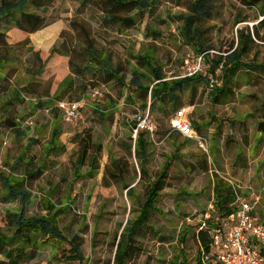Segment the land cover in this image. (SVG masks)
I'll return each mask as SVG.
<instances>
[{"label":"rangeland","instance_id":"1","mask_svg":"<svg viewBox=\"0 0 264 264\" xmlns=\"http://www.w3.org/2000/svg\"><path fill=\"white\" fill-rule=\"evenodd\" d=\"M209 1L213 6L211 17L198 26L207 46L218 51L224 43L236 39V28L240 25L235 24V17L240 2ZM37 2L41 9L31 6L27 12L37 11L46 20L47 25L38 32L25 34L0 22L3 41L0 42V171L8 172L14 161L24 158L16 170V179H21L24 171L28 174L26 186L32 199L24 208L27 216L53 218L64 234L78 236L86 264H113L115 238L126 222L137 216L148 183L139 180L136 160L125 150L133 136L130 123L148 117L155 127L150 136L149 177L169 163V178L156 203L157 211L135 238L140 252L126 264H199L200 244L193 236L196 220L188 224L185 219L197 218L213 204L215 175L231 181L240 198L258 197L256 216L264 223V147L258 148L253 143L246 155L247 166L234 176L230 170V151L221 148L219 123L212 121L226 117L247 122L253 139H258L255 108L264 103V86L252 87L243 77L244 85L237 92L235 103L202 105L192 112L181 109L190 123L194 121L201 127L203 147L178 135L167 136L170 120L164 121L148 108H141V92L155 84L151 70L161 67L166 80L171 81L200 57L180 40V16L189 13L192 0H162L153 14H144L135 27L126 30L102 22L108 14L120 17L133 14L126 8L108 10L107 0H88L86 4L83 0ZM83 31L88 33L93 47L104 54L110 67L119 70L121 84L106 81L104 74L89 68L98 65L85 56ZM53 48L56 49L52 51ZM4 57H9L8 61ZM136 57L147 58L150 64H137ZM262 61L264 53L257 59ZM42 65L41 73L35 76ZM204 71L201 75L207 77ZM220 76L217 73L212 83L220 85ZM134 80H138V87L132 84ZM50 100L54 103L49 108H37L39 102L49 104ZM58 101L79 102L82 106L79 119L65 122L56 108ZM6 120L17 126L10 128ZM56 129L60 134L53 144L60 149L49 150ZM88 137L102 148L99 168L92 175L86 167L75 166L79 141ZM110 157L121 158L135 169L137 179L132 186L135 199H128L124 189L111 179L109 185H104ZM204 160L207 171L198 164ZM20 210L17 202L0 201V227L4 226L5 211ZM186 233V242L181 244L180 239ZM68 249L62 245L54 256V249L47 247L34 260L18 264H78L64 260ZM200 260L201 264H207L202 257ZM0 264L13 263L0 256Z\"/></svg>","mask_w":264,"mask_h":264},{"label":"trees","instance_id":"2","mask_svg":"<svg viewBox=\"0 0 264 264\" xmlns=\"http://www.w3.org/2000/svg\"><path fill=\"white\" fill-rule=\"evenodd\" d=\"M162 0H107L110 11L115 8H126L129 12H133L128 17H120L108 14L102 19L105 25H116L118 29L126 30L136 26L139 19L144 14H153ZM88 0H83L86 4ZM241 5L248 9H256L259 12L260 21L256 26L250 28L244 25L242 28H236V39H232L228 43H224L218 51H214L207 46L201 27L198 26L201 22H206L210 19L213 6L209 0H192L187 15L180 16L182 27L180 28V40L184 45L191 48L197 56H202L203 71L206 70L207 77H203L197 73L191 77L176 78L167 81L164 77L161 67H156L151 70L153 77V87L145 88L141 92V108L149 109L153 113L160 115L166 121L171 120L177 112L181 111L184 106L185 97L190 93L187 101L192 102L198 97V86L204 87L201 97L204 98L213 96H223L232 98L234 95V82L239 72L264 71V64H256L254 62L244 61L253 49L256 41L264 39L260 36V31L264 29V0H240ZM41 9V4L37 0H0V22L12 25L20 32L25 34L36 33L45 28L46 20L39 13H28L27 7ZM260 7V8H259ZM45 11V9H44ZM39 12V11H38ZM235 17V24L247 23V17ZM62 34V33H61ZM60 34V35H61ZM86 40V48L84 49L85 56L91 62H95L98 66L89 67L90 69L104 74L108 80L118 81L121 84L118 69L110 67L101 51H97L93 47L92 41L86 31H83ZM2 35H0V42ZM4 44V43H3ZM6 46V45H4ZM56 48H53L55 50ZM39 54L36 55L37 63L40 62ZM147 58L136 57L137 64H150ZM89 61V60H88ZM36 63V64H37ZM90 63V62H89ZM100 67V69H97ZM150 67V65H149ZM43 69V65L39 67L35 76H38ZM205 72V71H204ZM219 73L220 85L213 84L212 79ZM34 76V77H35ZM108 83V82H105ZM31 84V83H30ZM28 84V86L30 85ZM136 87L139 86L138 80L132 81ZM19 97L20 94L16 93ZM150 105L147 106V103ZM54 103L53 100L48 103L39 102L37 108L50 107ZM55 110H57L55 108ZM10 128L16 127V123L5 121ZM137 121L130 123L131 131L136 129ZM170 124V121H169ZM193 130L199 135V128L191 123ZM264 130V129H262ZM59 130H53L54 136L51 140L52 150L60 148L53 143L59 136ZM169 135H179V133L171 128L165 132ZM150 134L147 131H138L135 140L131 136L129 143L125 146L126 153L129 157H134L139 173V180H148L147 189L144 201L139 204V212L137 216L128 220L121 230V234L116 236L115 254L113 264H126L132 259L136 252H140V248L136 244L135 238L142 228L146 225L155 213L156 203L167 186L166 180L168 177L169 163H166L162 170L149 177L147 164L149 163L150 155ZM203 138L202 135H199ZM80 142L79 152L75 163L76 168L81 169L86 167L89 175L97 172L99 168V159L102 148L100 145H95L90 137L83 138ZM24 158L20 157L12 163L8 172L0 171V201L2 203L17 202L21 206L20 211H5L2 217V225L0 227V256H4L13 264H18L21 261H32L37 254L44 248L51 247L54 249V256L57 254V249L62 245L69 247L66 254L63 256L65 261L77 262L78 264H86L85 257L81 250V244L78 236L70 237L63 233L59 228L57 221L53 218L42 216H27L24 213V208L31 203V193L27 188L28 174L24 171L21 179H16V170L22 166ZM202 170L206 171V165H200ZM109 179L116 186L124 189L126 197L130 200L135 199L133 184L136 181V171L127 161L121 158L110 157L109 165L105 169L103 177L104 185H109ZM236 195L232 188L222 179L214 181L213 186V212L211 220L205 221L207 229L220 224L230 214L235 212ZM134 212V211H133ZM206 213L204 211L202 214ZM194 238L200 244V253H198V262L201 264L200 257L204 259L211 249V241L207 229H199L200 225L196 226ZM187 239L183 236L180 239L181 244H185ZM213 264V263H207ZM215 264V263H214Z\"/></svg>","mask_w":264,"mask_h":264},{"label":"built area","instance_id":"3","mask_svg":"<svg viewBox=\"0 0 264 264\" xmlns=\"http://www.w3.org/2000/svg\"><path fill=\"white\" fill-rule=\"evenodd\" d=\"M202 56L197 57L187 71L176 78L191 77L203 71ZM175 78V79H176ZM81 105L79 102L58 101L56 108L62 112L63 120L67 123L79 119ZM154 126L148 117L137 120L136 129L133 131L135 140L137 132L147 131L150 135L154 133ZM170 128L179 133L183 138L196 141L202 147L205 140L200 137L192 128L191 123L186 119L185 112L179 111L170 120ZM236 195L235 212L225 218L220 224L207 229L206 220H211L213 205L211 204L204 214L197 218L187 217L185 221L200 225L199 229H207L211 249L209 254L204 257L206 263L215 264H264V223H261L256 216L259 198L253 197L251 200L240 198L231 181L225 180Z\"/></svg>","mask_w":264,"mask_h":264},{"label":"crops","instance_id":"4","mask_svg":"<svg viewBox=\"0 0 264 264\" xmlns=\"http://www.w3.org/2000/svg\"><path fill=\"white\" fill-rule=\"evenodd\" d=\"M240 2V0H239ZM260 8V7H259ZM239 16L241 18L247 17V23H241L239 24L238 28H242L244 25H248L250 28L253 26H256L258 22L260 21L259 12L256 9H248L241 5L239 3ZM237 14V16H238ZM260 36L264 37V29L260 31ZM264 53V39H261L259 41H256L255 45L253 46V49L251 50L249 56L244 59L248 62L251 55L254 57L251 60V63L254 62L256 64H264V61L257 62L258 56ZM9 57H4V60L8 61ZM4 61V62H7ZM11 68V66L9 67ZM17 72V71H16ZM14 73V72H12ZM243 77H246L247 80L245 81L250 86H264V71H251V72H239L236 76L235 82H234V95L232 98H225L223 96H213L210 98L208 95L204 98L201 97V93L204 87L198 86V97L195 98L192 102L189 103L187 101L189 99L190 93L186 94L185 97V104L181 109L185 110H194L196 107L202 106V105H209V106H220V105H228L231 103H235L236 99L238 97L237 92L242 88L244 85ZM31 83V82H29ZM1 86V85H0ZM185 112V111H184ZM192 112V111H191ZM192 114V113H191ZM190 114V115H191ZM255 118H256V125H255V132L260 137L258 139H253L252 137V129L251 126L244 121H239L236 119H229V118H221V119H213V122H218L217 129L219 130V134L222 138L223 146H221L222 150L230 151L231 158H230V170L232 175H237V173L245 168L247 166V159L246 155L247 152L251 149L252 144H256L259 148V146L262 145L264 147V103H261L257 105L255 108ZM185 117L187 118V113L185 112ZM168 121V120H166ZM196 127L199 128V135L201 134V127L197 125L194 121H191ZM203 136V135H202ZM198 162V161H197ZM198 164H205L206 165V171H207V163L206 161H200ZM205 171V170H203ZM215 174H218V172L215 170ZM219 179L218 175H215L214 181ZM212 214V213H211ZM199 216V215H198ZM212 216V215H211Z\"/></svg>","mask_w":264,"mask_h":264}]
</instances>
